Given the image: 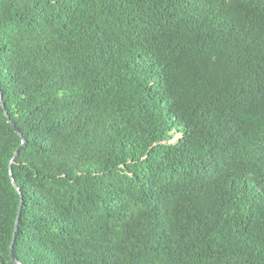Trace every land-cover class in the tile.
<instances>
[{
	"label": "trees",
	"instance_id": "16d2710c",
	"mask_svg": "<svg viewBox=\"0 0 264 264\" xmlns=\"http://www.w3.org/2000/svg\"><path fill=\"white\" fill-rule=\"evenodd\" d=\"M0 88L23 264H264V0H0Z\"/></svg>",
	"mask_w": 264,
	"mask_h": 264
},
{
	"label": "water",
	"instance_id": "95a60500",
	"mask_svg": "<svg viewBox=\"0 0 264 264\" xmlns=\"http://www.w3.org/2000/svg\"><path fill=\"white\" fill-rule=\"evenodd\" d=\"M0 100L2 102V106L4 107L5 115L9 119V122L12 124L14 130L22 137V142H21L20 146L16 149V151H15L13 157H12V160L10 162V175H11L13 184L15 185V187L19 190V192L21 194V203H20V206H19V211H18L16 223H15V231H14L13 241H12V244H11L10 256H11L12 261L15 264H23V262L20 261L18 258H16L15 254H14V243L16 241V233H17V230L19 228V223H20V217H21V212H22L24 198H23V195H22V192L20 190L19 185L17 184L16 180L14 179L12 165H13L14 161L16 160V158L18 157V155L20 154L21 150L25 147V145L27 143V140L25 138H23V134L20 132L18 126L10 119V116H9L7 110H6V107H5V103L3 102V93H2L1 88H0Z\"/></svg>",
	"mask_w": 264,
	"mask_h": 264
}]
</instances>
